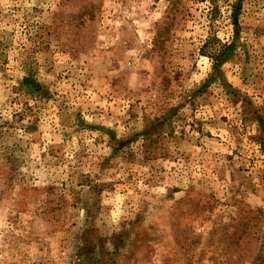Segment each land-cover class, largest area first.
Wrapping results in <instances>:
<instances>
[{"label":"rangeland","instance_id":"obj_1","mask_svg":"<svg viewBox=\"0 0 264 264\" xmlns=\"http://www.w3.org/2000/svg\"><path fill=\"white\" fill-rule=\"evenodd\" d=\"M0 264H264V0H0Z\"/></svg>","mask_w":264,"mask_h":264},{"label":"trees","instance_id":"obj_2","mask_svg":"<svg viewBox=\"0 0 264 264\" xmlns=\"http://www.w3.org/2000/svg\"><path fill=\"white\" fill-rule=\"evenodd\" d=\"M203 1V0H202ZM234 25H237V17L235 16L234 17ZM209 42H211V40L209 39ZM208 43V42H207ZM224 48H225V46H224ZM232 49V47H226L225 48V51H224V53H222V54H219L218 56H216V55H214V57H216V59H218V61L220 60V62H219V64H218V66H220L221 65V61H223V59H225V57H227V55L229 54V52H230V50ZM220 52V51H219ZM217 66V67H218ZM26 83H27V85H29V86H31L32 88H34L35 90H39L40 89V86L37 84V82H35V81H33V80H31V79H28L27 81H26Z\"/></svg>","mask_w":264,"mask_h":264}]
</instances>
